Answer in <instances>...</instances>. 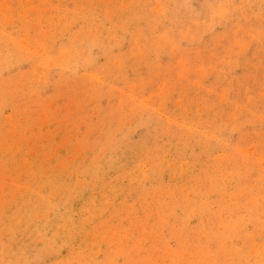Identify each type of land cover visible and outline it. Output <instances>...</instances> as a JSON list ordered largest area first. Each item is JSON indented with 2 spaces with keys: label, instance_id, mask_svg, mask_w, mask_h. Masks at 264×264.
<instances>
[{
  "label": "rangeland",
  "instance_id": "374dc122",
  "mask_svg": "<svg viewBox=\"0 0 264 264\" xmlns=\"http://www.w3.org/2000/svg\"><path fill=\"white\" fill-rule=\"evenodd\" d=\"M1 40L0 264H264V0H0Z\"/></svg>",
  "mask_w": 264,
  "mask_h": 264
},
{
  "label": "bare ground",
  "instance_id": "6f19581e",
  "mask_svg": "<svg viewBox=\"0 0 264 264\" xmlns=\"http://www.w3.org/2000/svg\"><path fill=\"white\" fill-rule=\"evenodd\" d=\"M170 4H171V3H170ZM185 7H186V6H185ZM218 7H219V6H218ZM225 7H226V6H225ZM162 8H163V7H162ZM212 10H213V9H212ZM220 10H221V9H220ZM223 10H224V9H223ZM108 12H109V11H108ZM212 12H214V11H212ZM163 13H164V12H163ZM219 13H220V12H219ZM128 14H130V12H129ZM215 15H216V14H215ZM172 17H173V16H172ZM177 18H178V17H177ZM211 22H212V21H210V23H211ZM98 23H99V22H98ZM143 24H144V23H143ZM120 27H121V26H120ZM120 27H119V28H120ZM119 28H118V29H119ZM179 28H180V27H179ZM94 29H96V28H94ZM138 30H139V29H138ZM115 31H116V30H115ZM115 31H114V32H115ZM122 31H123V30H122ZM124 33H125V32H124ZM134 33H135V32H134ZM134 33H133V34H134ZM137 33H138V32H137ZM137 33H135V34H137ZM120 34H121V31H120ZM127 34H128V33H127ZM93 35H94V34H93ZM91 36H92V35H91ZM91 36L89 35L90 38H91ZM124 36H125V35H124ZM95 37H96V36H95ZM103 37H104V36H103ZM9 39H10V38H9ZM2 40H4V39H2ZM2 40H1L0 42H2ZM6 40H7V39H6ZM94 40H95V39H94ZM96 40H97V39H96ZM84 41H85V40H84ZM90 41L93 42V40H90ZM5 42H6V41H5ZM103 42H105V41H103ZM160 42H161V41H160ZM162 42H163V41H162ZM9 43H10V42H9ZM164 43H165V42H164ZM157 44H158V43H157ZM4 45H5V44H4ZM14 46H15V45H14ZM9 47H10V46H9ZM105 47H106V46H105ZM7 48H8V46H7ZM155 49H156V48H155ZM14 50H15V49H14ZM92 51H93V50H92ZM4 52H5V49H4ZM84 52H85V51H84ZM85 53H86V52H85ZM108 53H109V52H108ZM102 54H103V53H102ZM0 55H1V54H0ZM8 55H9V54H8ZM9 56H10V55H9ZM12 56H13V55H12ZM16 56H18V55H16ZM1 57H2V56H1ZM16 58H17V57H16ZM18 59H19V58H18ZM6 60H8V59H6ZM56 61H57V60H56ZM58 62H59V61H58ZM61 62H62V61H61ZM8 63H9V62H8ZM12 63H13V62H12ZM87 63H88V62H87ZM119 63H121V62H119ZM7 65H8V64H7ZM10 65H11V64H10ZM90 65H91V64H90ZM92 65H93V64H92ZM113 65H114V64H113ZM61 66H62V65H61ZM4 67H5V66H4ZM48 67H49V66H48ZM77 67H78V65H77ZM6 68H7V67H6ZM6 68H5V69H6ZM8 68H9V67H8ZM60 68H61V67H60ZM60 70H61V69H60ZM46 71H47V69H46ZM1 73H2V72H1ZM45 74L47 75V73H45ZM44 77H45V76H44ZM2 83H3V82H2ZM1 86H2V85H1ZM2 92H4V91H2ZM1 94L3 95V93H1ZM1 97H2V96H1ZM0 102H1V101H0ZM4 102H5V101H4ZM136 117H137V116H136ZM133 121H134V119H133ZM131 125H132V123H131ZM115 136H116V135H115ZM123 141H124V140H123ZM111 145H112V144H111ZM122 145H123V144H122ZM3 146H4V145H3ZM95 146H96V145H95ZM94 149H95V148H94ZM99 149H101V148H99ZM97 150H98V149H97ZM103 152H104V151H103ZM115 153H116V152H115ZM136 153H138V152H136ZM100 155H101V154H100ZM137 155H138V154H137ZM104 156H105V155H104ZM108 156H109V155H108ZM98 157H99V156H98ZM112 157H113V156H112ZM101 158H102V157H101ZM101 158H99V159H101ZM135 158H136V157H135ZM93 159H94V157H93ZM97 159H98V158H97ZM99 159H98V160H99ZM102 159L104 160V157H103ZM158 159H159V158H158ZM98 160H97V161H98ZM115 160H116V159H115ZM154 160H155V159H154ZM90 161H91V160H90ZM123 161H124V160H123ZM155 161H156V160H155ZM84 162H85V161H84ZM91 162H92V161H91ZM95 162H96V161H95ZM100 162H101V161H100ZM115 162H116V161H115ZM153 162H154V161H153ZM104 163H105V162H104ZM126 163H127V162H126ZM156 163H157V162H156ZM97 164H98V163H97ZM84 165H85V164H84ZM102 165H103V164H102ZM112 165H113V164H112ZM115 165H116V164H115ZM94 166H95V165H94ZM166 166H168V165H166ZM41 167H42V166H41ZM78 167H79V166H78ZM86 167H87V166H86ZM105 167H106V166H105ZM24 168H25V167H24ZM89 168H91V167H89ZM89 168H88V169H89ZM168 168H169V167H168ZM26 169H27V167H26ZM39 169H40V168H39ZM85 169H86V168H85ZM88 169H87V170H88ZM91 169H94V168H91ZM104 169H105V168H104ZM47 170H49V169H47ZM89 170H90V169H89ZM96 170H97V167H96ZM30 171H31V170H30ZM43 171H44V170H43ZM45 171H46V170H45ZM56 171H57V170H56ZM150 171H151V170H150ZM150 171H149V172H150ZM69 172H70V171H69ZM69 172H68V174H69ZM79 172H80V171H79ZM81 172H82V171H81ZM31 173H32V172H31ZM56 173H57V172H56ZM44 174H45V173H44ZM80 174H81V173H80ZM100 174H103V173H100ZM57 175H58V174H57ZM69 175H70V174H69ZM71 175H73L72 172H71ZM84 175H85V174H84ZM106 175H107V174H106ZM48 176H49V175H48ZM85 176H86V175H85ZM98 176H99V174H98ZM40 177H41V176H40ZM52 177H53V176H52ZM69 177L71 178V176H69ZM138 177H140V176H138ZM47 178H48V177H47ZM47 178H46V179H47ZM53 178H54V177H53ZM90 178H91V177H90ZM105 178H106V177H105ZM46 179H45V181H46ZM102 179H103V178H102ZM47 180H48V179H47ZM51 180H53V179H51ZM73 180H74V182H75V179H73ZM80 180H81V179H80ZM94 180H95V179H94ZM96 180H97V177H96ZM104 180H105V179H104ZM104 180H103V181H104ZM70 181H71V180H69V182H70ZM86 181H87V180H86ZM88 181H89V180H88ZM47 182H48V181H47ZM58 182L60 183V181H58ZM80 182H81V181H80ZM51 183H52V182H51ZM59 183H58V184H59ZM70 183H72V182H70ZM75 183L77 184V182H75ZM89 183H90V182H89ZM95 183L97 184V182H95ZM99 183H100V181H99ZM45 184H46V183H45ZM47 184H49V183H47ZM58 184H57V187H59ZM108 184H109V183H108ZM40 185H42V184H40ZM40 185H39V186H40ZM53 185H54V184H52V185L50 186V188L53 187ZM98 185H99V184H98ZM98 185H97V186H98ZM105 185H106V184H105ZM113 185H114V184H113ZM60 186H61V185H60ZM69 186L71 187V185H69ZM69 186H68V187H69ZM80 186H82V185H80ZM103 187H104V186H103ZM106 187H107V186H106ZM108 187H109V186H108ZM55 188H56V186H55ZM73 188H75L74 185H73ZM95 188H96V187H95ZM98 188H100V187H98ZM53 189H54V188H53ZM56 189H57V188H56ZM66 189H67V187H66ZM77 189H78V188H77ZM105 189H106V188H105ZM49 190H50V189H49ZM57 190H58V189H57ZM59 190H60V189H59ZM103 190H104V189H103ZM103 190H102V191H103ZM109 190H110V188H109ZM47 191H48V190H47ZM61 191H62V190H61ZM69 191H70V190H68V192H69ZM63 192H64V191H63ZM65 192H66V191H65ZM57 193H58V192H57ZM57 193H56V194H57ZM70 193H71V192H70ZM70 193H69V194H70ZM41 194H43V193H41ZM61 194H63V193H61ZM73 194H74V193H73ZM88 194H89V193H88ZM34 195H36V194H34ZM63 195H64V194H63ZM93 195H94V194H93ZM27 196H28V195H27ZM67 196H68V197H69V196L71 197V194H70V195H67ZM73 196H74V195H73ZM76 196H77V195H76ZM99 196H100V195H99ZM111 196H112V195H111ZM113 196H114V195H113ZM29 197H30V196H29ZM38 197H39V196H38ZM57 197H58V196H57ZM85 197H86V196H85ZM40 198H41V197H40ZM81 198H82V197H81ZM105 198H106V197H104V199H105ZM108 198H109V197H108ZM24 199H25V198H24ZM31 199H33V198H31ZM31 199H30V200H31ZM52 199H53V198H52ZM63 199H64V197H63ZM67 199H69V198H67ZM67 199H66V200H67ZM82 199H83V198H82ZM86 199H87V198H86ZM109 199H110V198H109ZM27 200L29 201V199H27ZM27 200L25 199L26 202H28ZM55 200H56V199H55ZM55 200H54V201H55ZM71 200H72V198H71ZM23 201H24V200H23ZM25 201H24V202H25ZM105 201H106V200H105ZM21 202H22V201H21ZM21 202H20V203H21ZM61 202H62V201H61ZM64 202H65V201H64ZM72 202H73V200H72ZM106 202H109V201H106ZM28 203H29V202H28ZM92 203H93V202H92ZM103 203H104V202H103ZM103 203H102V204H103ZM109 203H110V202H109ZM21 204H22V203H21ZM21 204H20V205H21ZM30 204L32 205V201H31ZM40 204H41V202H40ZM47 204H48V203H47ZM55 204H56V203H55ZM59 204H60V203H59ZM63 204H64V203H63ZM88 204H89V203H88ZM106 204H107V203H106ZM28 205H29V204H28ZM56 205H58V204H56ZM22 206H23V209H25V208H24V205H22ZM50 206H51V204H50ZM54 206H55V205H54ZM54 206H53V207H54ZM70 206H71V205H70ZM18 207H19V206H18ZM32 207H33V206H32ZM32 207H31V208H32ZM36 207H37V206H36ZM66 207H67V206H66ZM196 207H197V206H196ZM45 208H47L48 211H49V208H48V207L45 206ZM57 208H58V207H57ZM91 208H92V207H91ZM42 209H44V208H42ZM89 209H90V206H89ZM36 210H37V209H36ZM36 210H35V211H36ZM53 210H54V208H53ZM91 210H92V209H91ZM17 211H18V210H17ZM25 211H26V210H25ZM46 211H47V210H46ZM48 211H47V212H48ZM50 211H52V210H50ZM66 211H67V210H66ZM81 211H82V210H81ZM81 211H80V212H81ZM23 212H24V211H23ZM27 212H28V211H27ZM37 212H38V211H37ZM63 212H65V211H63ZM68 212H69V211H68ZM93 212H94V210H93ZM53 213H54V212H53ZM88 213H89V212H88ZM13 214H15V213H13ZM31 214H32V213H31ZM33 214H34V213H33ZM54 214H56V213H54ZM54 214H53V215H54ZM84 214H85V213H84ZM91 214H92V213H91ZM23 215H26V214L23 213L22 216H23ZM28 215H29V214H28ZM57 215H58V214H57ZM18 216H19V215H18ZM32 216H33V215H32ZM34 216H35V214H34ZM63 216H64V215H63ZM65 216H66V215H65ZM81 216H82V215H81ZM8 217H9V216H8ZM36 217H37V215H36ZM45 217H46V216H45ZM27 218H28V217H27ZM37 218H38V217H37ZM39 218H41V217H39ZM42 218H43V217H42ZM0 219H1V217H0ZM30 219H31V217H30ZM30 219H29V220H30ZM32 219H33V218H32ZM45 219H47V218H45ZM45 219H44V220H45ZM57 219H58V218H57ZM2 220H3V219H2ZM2 220H1V221H2ZM30 221H31V220H30ZM30 221H29V222H30ZM36 221H37V220H36ZM64 221H65V220H64ZM69 221L71 222L70 219H69ZM26 222H27V221H26ZM82 222H83V221H82ZM30 223H31V222H30ZM28 224H29V223H28ZM33 224H35V223L33 222ZM36 224H37V223H36ZM44 224H45V222H44ZM58 224H59V223H57V225H58ZM62 224H63V223H62ZM62 224H61V226H62ZM66 224H67V223H66ZM66 224H65V225H66ZM7 225H8V224H7ZM17 225H18V224H17ZM17 225H16V226H17ZM19 225H20V224H19ZM40 225H42V224H40ZM65 225H64V226H65ZM71 225H72V224H71ZM74 225H75V224H74ZM5 226H6V225H5ZM34 226H35V225H34ZM61 226H60V227H61ZM44 227H45V226H44ZM70 228H71V227H70ZM72 228L74 229L75 227H72ZM37 229H38V228H37ZM46 229H47V227H46ZM73 229H72V230H73ZM3 230H4V229H3ZM3 230L1 229L0 231L3 232ZM28 230H29V229H28ZM61 230H62V229H61ZM74 230H76V229H74ZM29 231H30V230H29ZM32 231H33V230H32ZM41 231H42V230H41ZM59 231H60V230H59ZM66 231H67V230H66ZM2 232H1V233H2ZM7 232H10V231H7ZM26 232H27V231H26ZM77 232H78V231H77ZM33 233H34V232H33ZM60 233H62V232H60ZM64 233H65V232H64ZM75 233H76V232H75ZM19 234H20V233H19ZM31 234H32V233H31ZM8 235H9V234H8ZM42 235H43V234H42ZM55 235H56V234H55ZM65 235H67V234H65ZM51 236H52V234H51ZM51 236H49V237L51 238ZM60 236H61V235H60ZM52 237H53V236H52ZM58 237H59V235H58ZM68 237H70V236H68ZM68 237H67V238H68ZM53 238H54V237H53ZM56 238H57V237H56ZM59 238H60V237H59ZM64 238H65V237H64ZM25 239H26V238H25ZM25 239H24V240H25ZM62 239H63V238H62ZM71 239H72V238H71ZM4 240H5V239H4ZM54 240H56V239H54ZM60 240H61V239H60ZM63 240H64V239H63ZM69 240H70V239H69ZM45 241H46V240H45ZM25 242H26V241H25ZM38 242H39V241H37V243H38ZM48 242H49V241H48ZM64 242H65V241H64ZM41 243H42V242H41ZM54 243H55V241H54ZM13 247H14V246H13ZM14 250H15V249H14ZM25 251H26V250H25ZM34 251H35V250H34ZM27 257H28V256H27ZM80 258H81V257H80ZM43 259H44V258H43ZM37 264H38V263H37Z\"/></svg>",
  "mask_w": 264,
  "mask_h": 264
}]
</instances>
